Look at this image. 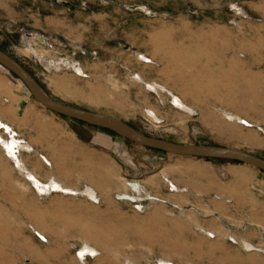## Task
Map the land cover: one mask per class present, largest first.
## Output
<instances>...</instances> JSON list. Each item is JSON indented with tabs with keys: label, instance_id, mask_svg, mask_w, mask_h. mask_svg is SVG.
I'll use <instances>...</instances> for the list:
<instances>
[{
	"label": "rangeland",
	"instance_id": "obj_1",
	"mask_svg": "<svg viewBox=\"0 0 264 264\" xmlns=\"http://www.w3.org/2000/svg\"><path fill=\"white\" fill-rule=\"evenodd\" d=\"M0 49L64 104L153 138L264 159V0H0ZM0 120L32 146L20 156L41 181L54 176L97 196L38 195L0 149V264H83L85 241L100 254L84 264H122L105 247L138 264H264V171L166 154L70 120L1 67ZM126 181L144 191L118 199L134 195Z\"/></svg>",
	"mask_w": 264,
	"mask_h": 264
},
{
	"label": "water",
	"instance_id": "obj_2",
	"mask_svg": "<svg viewBox=\"0 0 264 264\" xmlns=\"http://www.w3.org/2000/svg\"><path fill=\"white\" fill-rule=\"evenodd\" d=\"M69 6L68 3H64ZM132 8L141 9L139 6ZM143 9V8H142ZM0 64L23 82L33 98L45 108L68 117L73 121H81L97 127L109 129L118 136L133 143L177 156H192L207 159H220L245 163L264 171V159L249 152L216 145L180 144L147 136L131 125L115 117L88 111L64 104L54 99L36 79L14 58L0 49Z\"/></svg>",
	"mask_w": 264,
	"mask_h": 264
},
{
	"label": "bare ground",
	"instance_id": "obj_3",
	"mask_svg": "<svg viewBox=\"0 0 264 264\" xmlns=\"http://www.w3.org/2000/svg\"><path fill=\"white\" fill-rule=\"evenodd\" d=\"M237 10L239 11L240 9H237ZM38 39L41 40V38H38ZM138 55H139V57H138ZM137 58L139 60H142L143 62H146V63L151 62L150 59H148L145 55L140 54V53L137 54ZM0 67L8 72V70L4 66H2L1 64H0ZM73 67H74L75 71L78 73V75L84 74V71L80 66L74 65ZM134 79H136L138 82H144L143 78L140 75L135 76ZM18 81L21 84L22 88L25 89L26 92H28V89L23 84V82L19 79H18ZM145 84H146V87H148V89L150 88V89L155 90V91L156 90H161V91L167 90L164 86L158 85L154 82H150V83L146 82ZM62 88L63 87H60V89H62ZM173 100L180 108H182L183 110H185L186 112H188L190 114H193V110L191 108H189L187 105H185L184 101L180 97L173 95ZM172 104L174 106H177L173 102H172ZM220 113L223 115V117L225 118V120L227 122L246 124L245 120L236 113H231V112H227V111H223V110ZM147 114L151 117V119L155 120L156 122H159V118L156 116V113L153 111V109H152V111H151V109L149 111H147ZM4 134L6 135V137H4ZM242 139L245 141H251L252 140V138L248 137V136H245ZM28 143L25 142L24 140L20 139L17 136L13 127L9 123H6L5 121L3 122L2 120H0V149H1L2 153L4 154V156L8 160H10L13 163L14 168L17 169V171L19 173L23 174L22 176H25L24 178H26L28 180L30 186L38 195H48L52 192H56V193H63L66 195H74V196L78 195V194H83V195H87L89 198L97 199L95 191L93 189H91L90 187L86 188L85 191L82 190V191H80V193H78L79 191L77 188H74L72 186H68L64 180H58L54 176H50L49 180L47 182L41 181L39 179L38 175L34 171L29 170V168L27 167V164L25 163V161L20 156L22 150L29 152V153L33 150L32 146ZM46 160H48V159H46ZM162 175H163L164 179H167L165 177V175H168V173L163 172ZM235 177H236L237 181H243L246 176L243 174H238ZM124 183L131 190H133L134 195L130 196L131 195L130 193L123 192V193L119 194L120 196L118 199H127L128 197H136L137 195L138 196L140 195L139 193L144 191L143 190L144 187L141 185V183H138L136 181H132V182L126 181ZM169 183H170V186L173 190H179V188L176 185H174L171 181H169ZM182 189L180 190V192H182ZM145 195L147 197H149V199H151L150 198L151 196L148 192H145ZM89 200H91V199H89ZM206 232H209V231H206ZM243 244H245L247 247H249V245L247 243H243ZM105 251H107L108 253H113V255H115L117 257L119 255H123L124 258H121L122 264H138V263H136V261L133 258L126 256V253L123 250H120V249L113 250V249H110L109 247H107V248L105 247ZM86 254H88L89 256H92V257H95V256L97 257L100 254V251L98 248L92 246L88 241L87 242L85 241V242H83L82 248L77 252L76 256L78 258V261L82 262L84 264ZM169 262L170 261L168 259H159L156 261L155 264H172ZM185 264H191V263L186 262Z\"/></svg>",
	"mask_w": 264,
	"mask_h": 264
},
{
	"label": "trees",
	"instance_id": "obj_4",
	"mask_svg": "<svg viewBox=\"0 0 264 264\" xmlns=\"http://www.w3.org/2000/svg\"><path fill=\"white\" fill-rule=\"evenodd\" d=\"M63 116V115H62ZM97 127V126H96ZM99 128H101V127H99ZM102 129H105V128H102ZM105 130H108V131H110V132H112L114 135H117V134H115L113 131H111V130H109V129H105ZM157 151H159V150H157ZM160 152H162V151H160ZM164 153V152H163Z\"/></svg>",
	"mask_w": 264,
	"mask_h": 264
},
{
	"label": "flooded vegetation",
	"instance_id": "obj_5",
	"mask_svg": "<svg viewBox=\"0 0 264 264\" xmlns=\"http://www.w3.org/2000/svg\"><path fill=\"white\" fill-rule=\"evenodd\" d=\"M28 36H29V37H31V35H30V34H28ZM42 39H43V38H42ZM43 40H44V39H43Z\"/></svg>",
	"mask_w": 264,
	"mask_h": 264
}]
</instances>
